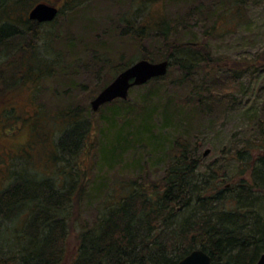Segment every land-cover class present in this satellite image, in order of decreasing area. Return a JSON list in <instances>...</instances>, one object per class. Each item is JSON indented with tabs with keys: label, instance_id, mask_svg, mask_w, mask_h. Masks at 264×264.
<instances>
[{
	"label": "rangeland",
	"instance_id": "374dc122",
	"mask_svg": "<svg viewBox=\"0 0 264 264\" xmlns=\"http://www.w3.org/2000/svg\"><path fill=\"white\" fill-rule=\"evenodd\" d=\"M40 1L59 6L61 11L51 23L29 26L21 15L24 17L25 10ZM213 1L156 0L148 4L145 0H33L30 6L26 2L12 10L13 31L7 35L0 31V46H5L0 56L15 48L19 32L27 42L21 51L0 57V142L5 146L0 148V190L10 181L12 188L17 174L25 176L31 171L44 175L55 169L59 174L72 166L68 185L76 189L80 203H73L71 208L74 220L61 264H69L73 258L79 230L91 226L98 209L120 196L123 184L146 177L150 185L160 184L169 164L167 156L177 149L173 145L176 138L187 140L197 160L203 157L198 173L205 174L203 165L217 162L224 182L237 180L242 174L243 165L235 152L243 148L247 157L250 145L264 142V0H242V13L232 23L230 16L223 15L227 0H217L214 11H197L199 4L213 10ZM155 14L176 20L178 39L185 43L196 40V66L187 71L172 64L163 78H152L129 89L122 100L136 109L132 110L136 115L127 113L125 120H133L136 129L126 128L121 154L104 160L100 148L110 139L103 117L106 109L92 111L90 101L113 78L117 66L144 54H151L154 61L163 59L169 46L151 34L153 31L140 44L131 36L132 21H127L134 18L150 24ZM7 21L5 15L0 17V30ZM213 24L217 27L211 28ZM206 52L208 60L202 58ZM23 53H36L44 61L41 71L45 65L46 72H52L44 71L36 83L34 75L33 81L20 80L19 66L26 72L32 64L21 59ZM172 98H177L174 102H180L186 112L194 110V118L189 122L186 116L172 119V113L170 120L164 121V111L170 106L167 102ZM75 108L83 110L84 117L97 127L81 139L78 153H65L61 158L60 152L53 154L54 143L64 131L65 113ZM148 114L147 129L142 132L141 117ZM207 148L210 151L203 156ZM59 179L62 186L64 175L59 174L57 182ZM5 211L9 221L16 210ZM182 217L174 216L176 220ZM7 221L0 217V231L11 222Z\"/></svg>",
	"mask_w": 264,
	"mask_h": 264
},
{
	"label": "trees",
	"instance_id": "16d2710c",
	"mask_svg": "<svg viewBox=\"0 0 264 264\" xmlns=\"http://www.w3.org/2000/svg\"><path fill=\"white\" fill-rule=\"evenodd\" d=\"M32 1L0 0V17L5 15L9 19L1 25L0 31L5 33L4 35L13 31V28H10L14 25L11 13L18 10L22 3L27 2L30 6ZM133 1L137 0H132V3ZM145 1L152 4L156 0ZM227 1L228 6L223 15L230 16L232 23L241 15L243 3L242 0ZM215 5L217 0L213 1V10H205L199 4L197 11H214ZM21 18H24L23 13ZM131 19L133 20L127 21H132L131 36L135 41L141 44L154 34L161 38L165 46H169L168 51L162 55L163 59L169 60V66L177 64L187 71L196 66V61L193 62L196 59V40L185 43L178 39L177 22L172 17L155 14L151 17L153 20L150 24ZM25 23L40 27L31 21L25 20ZM216 27L215 24L211 26ZM150 31L153 33L149 34ZM21 39L19 32L13 49L16 51L13 54L24 48L27 41L25 38L23 41ZM3 48L5 46L1 45L0 49ZM13 50L0 57H5ZM23 57L32 64L26 72H22L19 66L22 74L20 80L33 81L37 76L34 78L36 83L39 77L44 76V71L46 72V66L43 65L42 71L40 66L44 61L36 53H23L21 59ZM141 58L154 61L151 54H144L137 59L131 58L114 68L113 78ZM202 58L208 60V52L202 53ZM51 72L52 69H49L46 73ZM160 78L163 76L153 80ZM110 81H106L103 87ZM8 85L12 86L11 83ZM175 99L177 98L168 100L170 106L167 107L169 111H164V121L168 122L173 113L172 119L182 120L186 116L189 122L196 115L195 111L186 112L180 102H174ZM115 100L103 104L98 109H106L103 114L106 119L104 123L110 132V139L100 148L104 160L121 154V138L126 139L124 135L128 134L125 129L132 131L135 127L133 120L125 119L128 118L127 113L136 115L133 112L136 109L122 99ZM83 114V110L76 108L65 113V128L56 145L54 143L53 154L60 152L63 158L65 153H78V148L82 145L81 139L95 131L97 126H92L94 124ZM146 116L141 117L139 124L142 132L147 129L149 122V114ZM102 129L103 127L100 132ZM179 139L176 138L173 144L177 146L175 152L167 156L169 164L160 184L152 182L150 185L147 177L141 179L148 184L131 179L123 184L120 196L108 201L105 208L98 209L97 219L91 226L79 230L76 252L69 264H177L193 249L205 251L212 264H255L264 251V142L258 146L250 145V149L246 150L247 157L244 156L243 148L237 150L235 157L243 165L240 171L242 174L237 176V180L224 182L225 177L217 168V162L211 161L203 165L205 174L198 173L197 169L202 166L203 157L197 160L188 149L187 140L183 142ZM251 152H254V155ZM71 169L72 166H69L68 170L64 167L59 172L64 175L62 186L61 180H56L59 174L55 169L53 173L44 175L33 174L31 171H26L25 176L17 174V182L12 188H9L12 183L9 179V185L6 184L0 190V217L7 221L9 214L5 210H16L14 216L8 217L11 222L7 221V228L0 231V264H61L64 261L66 241L74 220L71 208L73 203H80L76 189L68 185L67 176ZM76 174L79 175V172ZM181 214L182 218H174L175 215Z\"/></svg>",
	"mask_w": 264,
	"mask_h": 264
},
{
	"label": "water",
	"instance_id": "95a60500",
	"mask_svg": "<svg viewBox=\"0 0 264 264\" xmlns=\"http://www.w3.org/2000/svg\"><path fill=\"white\" fill-rule=\"evenodd\" d=\"M58 12V9L45 2L36 3L29 11V17L38 21L52 20ZM169 67V60L150 61L141 58L125 69L121 70L106 86H104L90 101V107L97 111L103 104L113 101L114 99L127 98L129 89L133 86H139L148 80L164 76ZM205 149L203 156L209 153ZM139 264V263H135ZM177 264H212L210 256L202 249H193L189 254L184 256ZM255 264H264V251L259 255Z\"/></svg>",
	"mask_w": 264,
	"mask_h": 264
},
{
	"label": "flooded vegetation",
	"instance_id": "af4514ba",
	"mask_svg": "<svg viewBox=\"0 0 264 264\" xmlns=\"http://www.w3.org/2000/svg\"><path fill=\"white\" fill-rule=\"evenodd\" d=\"M40 2H45V3H47L46 1H40ZM35 4H36V3H35ZM35 4H33V5H32L27 11H25V13H24V19H25L26 21L34 22V23H36V24L39 25V26H41V25H43V24H45V23H51V22L56 18V16L60 13V11H61L59 6H56V5L51 4V3H48V4H51V5H54V6L58 9V13L56 14V16H55L52 20H49V21H38V20H36V19H32V18L29 17V11L31 10V8H32ZM4 147H5L4 144H1V142H0V148L3 149Z\"/></svg>",
	"mask_w": 264,
	"mask_h": 264
}]
</instances>
